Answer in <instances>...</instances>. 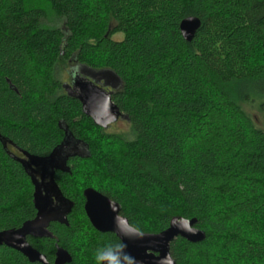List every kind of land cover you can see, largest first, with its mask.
I'll return each mask as SVG.
<instances>
[{"label":"trees","instance_id":"obj_1","mask_svg":"<svg viewBox=\"0 0 264 264\" xmlns=\"http://www.w3.org/2000/svg\"><path fill=\"white\" fill-rule=\"evenodd\" d=\"M190 17L201 26L189 42L180 24ZM61 63L121 79L112 100L132 138L83 113L63 90ZM254 109L264 120V0H0V137L46 158L65 127L88 147L55 176L74 204L69 225L27 239L50 264L58 248L70 264H101L120 247L88 220L87 189L142 233L195 219L206 238L174 240L175 264H264V127ZM34 190L0 140V232L36 217ZM0 264L38 263L2 246Z\"/></svg>","mask_w":264,"mask_h":264},{"label":"water","instance_id":"obj_2","mask_svg":"<svg viewBox=\"0 0 264 264\" xmlns=\"http://www.w3.org/2000/svg\"><path fill=\"white\" fill-rule=\"evenodd\" d=\"M200 26L201 21L198 18L190 17L182 21L180 32L183 38L190 42ZM79 67L83 69L77 72L74 70L75 93L68 91V95L79 99L83 113L105 130L120 119L127 121V117L112 100V95L122 86L121 79L111 71H94L84 66ZM78 75L84 77L80 78ZM67 86L69 85H64V88L66 89ZM110 88L114 91L108 90ZM64 129V140L49 157L29 156L31 164L13 157L26 170L32 181L35 189L33 202L37 213L33 220L25 222L19 229L0 232V247L4 246L19 252L31 263L50 264L44 255L28 243L27 237L53 239L49 226L52 223L68 226V216L74 207L71 201L64 199L63 210L54 208L47 192L48 189L52 191L56 188L55 183L51 182L45 187L40 186L36 181L32 165L36 167L39 165L43 177L46 175L52 177L55 170L69 172L67 167L69 159L88 155L87 145L76 140L68 129L65 127ZM0 140L6 144L5 139L0 137ZM60 195L63 198L61 192ZM84 196L86 199L84 210L93 228L100 233L114 234L121 243L117 250L103 255L101 264H175L170 253V246L174 240L182 238L190 243H201L206 238L205 232L196 228L195 219H174L169 228L159 234L142 233L130 226L128 220L120 215V207L108 197L92 189H88ZM71 262V255L58 248L53 264Z\"/></svg>","mask_w":264,"mask_h":264},{"label":"flooded vegetation","instance_id":"obj_3","mask_svg":"<svg viewBox=\"0 0 264 264\" xmlns=\"http://www.w3.org/2000/svg\"><path fill=\"white\" fill-rule=\"evenodd\" d=\"M76 67L75 66H73L70 70H71V72H70V74L68 73V76H69V80H68V82L66 83H64V85H69V86H67V90L64 88V85H63V90H64V92H66L67 94H69L68 93V91L69 92H73V93H75V88H74V85H73V80L75 79V77H76V72H74V69H75ZM79 76V75H78ZM80 77V76H79ZM80 78H83V77H80ZM108 90H110V91H114V90H111V88L110 89H108ZM120 121H122V122H125V123H127V121H125V120H118V122H120ZM118 122H116L115 124H112L108 129H111L114 125H116ZM64 138H65V136H64ZM6 140V139H5ZM2 142V141H1ZM2 144H3V142H2ZM3 146H4V148H5V150H6V152H7V154L13 159V157H15V158H18V159H21V160H26V161H28V163H30L31 162V160H30V158H29V156H31V155H29L27 152H25V151H23L22 149H20L19 147H17L13 142H11V141H8V140H6V144H3ZM50 156V155H49ZM49 156H47V157H49ZM31 157H34V156H31ZM46 157V158H47ZM36 158H38V157H36ZM45 158V157H44ZM31 164V163H30ZM32 170L34 171V174H35V177H36V181L38 182V184L40 185V186H42V187H45V186H48L51 182H53L52 184H54L55 183V185L56 186H54V187H56V188H54V189H52V191L50 190V189H48V194H49V197H50V200H51V202H52V205H53V207L54 208H60L61 210H63V203H65V200H68L66 197H64V195H63V198L61 197V195H60V192H61V190H60V188H59V186H58V184L56 183V180H55V176H56V174L57 173H60L61 171H58V170H55L54 171V173H53V176L52 177H50L49 175H46V176H44L43 177V173H42V171H41V169H40V167H39V165L36 167V166H34V165H32ZM58 189H59V191H58ZM88 190V189H87ZM87 190H85L84 191V193H83V195L85 194V192L87 191ZM62 193V192H61ZM43 195H45V192H43ZM65 199V200H64ZM70 201V200H69ZM84 202L86 203V199H85V196H84ZM85 206V205H84ZM37 213V212H36ZM29 237H31V236H28L27 237V239L29 238ZM32 238H34V237H32ZM28 241V240H27ZM29 243V242H28ZM120 245H121V243H120Z\"/></svg>","mask_w":264,"mask_h":264},{"label":"rangeland","instance_id":"obj_4","mask_svg":"<svg viewBox=\"0 0 264 264\" xmlns=\"http://www.w3.org/2000/svg\"><path fill=\"white\" fill-rule=\"evenodd\" d=\"M56 23V20H55ZM57 26H61V24L59 22H57ZM123 38V36L117 35L114 37L115 40H121ZM73 67L72 64L69 63H61L59 65V73H58V77L59 79L62 81V83H67L69 80V76L68 73L70 74L71 72V68ZM83 68L77 66L74 70L79 71L82 70ZM81 75H84L82 72H80ZM84 77V76H83ZM253 117L256 119V122L264 127V120L261 116V114L257 111V110H253L252 112ZM107 133H111V134H119V135H124L126 137H133L132 131H131V127L128 123L125 122H118L116 125H114L111 129L107 130Z\"/></svg>","mask_w":264,"mask_h":264}]
</instances>
